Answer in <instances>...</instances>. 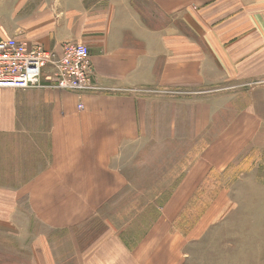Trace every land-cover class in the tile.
<instances>
[{
    "label": "crops",
    "instance_id": "1",
    "mask_svg": "<svg viewBox=\"0 0 264 264\" xmlns=\"http://www.w3.org/2000/svg\"><path fill=\"white\" fill-rule=\"evenodd\" d=\"M108 1L0 0V40L15 37L57 52L65 42L83 44L102 89L48 87V69L43 88H0V264H180L198 225L183 236L172 228L174 221L210 172L225 170L264 132L248 106L237 111L225 129L193 151L197 155L183 167L164 206L145 210L150 214L144 226L117 222L122 211L114 204L131 200L135 188L112 162L147 138L140 117L145 121L151 101L162 95L142 92L201 88L226 75L243 82L264 73V0ZM261 98L264 104V91L257 104ZM195 105L186 134L191 141L212 127L218 113L202 101ZM43 121L44 165L11 166L2 155L8 145ZM176 122L162 130L168 139ZM220 197L217 192L214 202ZM110 210L114 214L107 216ZM95 223L101 228H89ZM15 237L20 240L12 242Z\"/></svg>",
    "mask_w": 264,
    "mask_h": 264
},
{
    "label": "rangeland",
    "instance_id": "2",
    "mask_svg": "<svg viewBox=\"0 0 264 264\" xmlns=\"http://www.w3.org/2000/svg\"><path fill=\"white\" fill-rule=\"evenodd\" d=\"M108 2L112 3L110 0ZM178 26L181 29L184 27L182 24ZM184 31L187 33L186 29ZM253 68L257 69L255 66ZM263 74L255 72L254 77L243 82L226 75L224 80L208 83L201 88L142 92L165 96L155 95L158 97L148 106L145 121L143 115L140 117L147 138L124 148L112 162V166L128 182L134 184L135 188L131 200L114 204L118 214L122 211L117 222L125 227L144 226L145 219L150 214L145 215V210L151 206L150 211L158 212L164 206L178 186L176 181L182 177L185 171L183 167L197 155L193 151L202 149L216 132L225 129L237 111L248 106V111L260 118L259 124L264 130L263 99L261 98V104L255 101L259 92L264 91ZM200 101L211 105L213 112L217 110L218 113L214 115L212 127L208 126L209 129L206 128L199 138L191 141L186 134L195 116V104ZM175 120L176 126L172 129L175 130V136L168 139L167 133H162V130H166L168 124ZM40 124L41 128L22 134L19 141L8 145L7 153L2 155L8 158L11 166L25 164L38 170L42 163L44 165L47 129L45 121ZM155 128H160V136L148 138ZM35 131L39 135L34 138ZM262 133L229 167L219 173L210 172L181 212V216L174 221L172 228L183 236H188L194 225H198L197 231L190 233L182 249L180 264H264V132ZM28 136L33 137V140ZM170 164L181 168L174 170ZM31 172L33 171H29ZM217 192L221 197L214 202ZM214 203H217L216 210H210ZM110 214L113 215L114 212H106L107 216ZM140 215L143 218L140 219ZM16 225L23 226L18 221ZM93 227L101 228L97 223L89 226ZM17 240L20 237L12 238V242Z\"/></svg>",
    "mask_w": 264,
    "mask_h": 264
},
{
    "label": "built area",
    "instance_id": "3",
    "mask_svg": "<svg viewBox=\"0 0 264 264\" xmlns=\"http://www.w3.org/2000/svg\"><path fill=\"white\" fill-rule=\"evenodd\" d=\"M47 69L52 79L48 87L78 93L102 90L94 78L89 48L83 44L67 42L57 52L17 38L0 40V88H43Z\"/></svg>",
    "mask_w": 264,
    "mask_h": 264
}]
</instances>
